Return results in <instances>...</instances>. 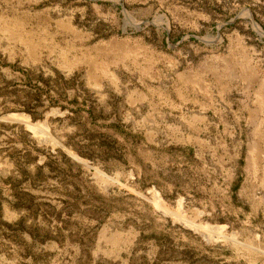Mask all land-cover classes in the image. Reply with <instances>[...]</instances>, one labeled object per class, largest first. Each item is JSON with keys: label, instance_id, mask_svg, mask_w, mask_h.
<instances>
[{"label": "rangeland", "instance_id": "1", "mask_svg": "<svg viewBox=\"0 0 264 264\" xmlns=\"http://www.w3.org/2000/svg\"><path fill=\"white\" fill-rule=\"evenodd\" d=\"M0 264H264V0H0Z\"/></svg>", "mask_w": 264, "mask_h": 264}]
</instances>
